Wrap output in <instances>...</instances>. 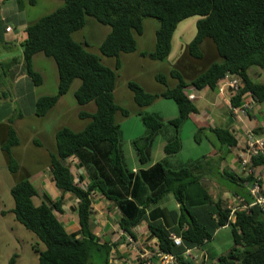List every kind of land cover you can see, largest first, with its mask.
I'll use <instances>...</instances> for the list:
<instances>
[{"label": "trees", "instance_id": "16d2710c", "mask_svg": "<svg viewBox=\"0 0 264 264\" xmlns=\"http://www.w3.org/2000/svg\"><path fill=\"white\" fill-rule=\"evenodd\" d=\"M60 1L63 2L62 6L26 27V37L21 43L23 70L34 85L42 83L41 74L33 66L37 54L53 59L57 67V91L37 100L35 115H45L70 90L75 80L80 82L74 91L77 104L92 103L95 112H79L81 119L89 120L83 130L74 132L63 127L54 136L49 164L51 179L61 193L59 199L51 201L48 198L47 202L35 204L37 192L28 176L10 188L12 213L16 221L35 236L32 248L37 254L38 264H94L96 253L103 254L101 264H110L112 246L100 241L93 231V192H99L116 204L121 214L119 228L133 239V229L147 220L146 209L171 194L182 212L183 221L178 232L170 233L155 222L147 223V229L150 236L156 239L160 250L173 255L178 264H205V253H201L202 258L197 262L184 253L195 249L191 255L197 258L196 251L210 241L217 230L224 227L231 229L232 245L216 256L217 264H264V212L257 206L236 210L231 215V210L218 198L216 201L209 199L208 205L199 213L189 210L187 200L193 198L188 194L189 188L202 180L201 175L194 173L202 168L200 163H191L178 170L156 163L136 173L126 168L120 124L116 121V115L126 118L129 112L118 106L113 97L121 55L136 52V37L143 33V20L150 18L159 25L155 31L154 49L140 53V56L153 61L171 62L173 68L168 75L175 79V84L169 86L167 76L158 74L156 81L163 86L158 93L146 92L132 81L127 86L139 107L150 106L162 98L172 100L178 114L166 123L156 114H138L147 132L144 138L133 142L141 164L149 160L150 142L166 124L174 128V135L166 141L164 152L173 155L181 149L178 129L190 116L200 113L195 100H189L187 91H200L204 88L215 91L220 80L228 75H236L243 80L244 86L231 98V106L239 107L242 96L246 94L258 103H264V82L254 83L248 77L251 67L264 69V0ZM91 18L94 21L90 24ZM185 22H189L188 28H194V33L182 45L178 42L177 31ZM96 24L107 28L98 50L101 56L115 60L112 68L103 65L99 56L88 51L86 42H76L71 38L73 33L85 26ZM181 48H184L183 53L175 57L179 52L174 50ZM209 48L215 52L212 60H209ZM192 64L198 65L200 71L185 76L184 73L190 71ZM4 76L6 78L7 71L0 74V86L4 84ZM4 92V101L9 97L13 99L10 89ZM6 105L3 103V108ZM1 107L2 104L0 120L3 118ZM203 130L199 128L196 131L195 142H200L199 136ZM209 130L210 141L214 140L222 148L236 146V139L227 129L211 127ZM7 133V137L0 141V150L7 155L9 171L16 174L20 170V163L13 156V148L19 145V138L12 126ZM254 133L261 135L259 128ZM69 158H78L84 163L89 176L88 185L82 186L74 180ZM251 166L255 169L263 167L264 158H252ZM229 179L242 191V183L251 185L255 177L253 174L243 180L230 174ZM139 186H144L148 193L144 203L138 198ZM67 193L77 201L75 213L79 229L75 234L68 233L58 217L62 213L63 195ZM241 193L246 195L245 202L249 204L251 198L248 191ZM204 194L208 198L206 192ZM197 203L200 205L202 201ZM201 212L206 217L202 218ZM171 234L181 238L182 246L173 244ZM142 252L138 253L136 264H160V257L152 255L141 258ZM15 258L12 257L9 264H13Z\"/></svg>", "mask_w": 264, "mask_h": 264}, {"label": "crops", "instance_id": "0c3cea01", "mask_svg": "<svg viewBox=\"0 0 264 264\" xmlns=\"http://www.w3.org/2000/svg\"><path fill=\"white\" fill-rule=\"evenodd\" d=\"M11 0H0V47L3 45V49L8 50L9 44L18 43L20 45L19 56L1 60L0 67H7V76H4V84L0 86V104H2V116L3 118L0 120V128L2 132V127L7 125H11L12 127L17 123L15 121H20L22 117V113L26 115H35V104L37 100L45 95L35 96L34 91L37 85H34L30 78L27 77L23 70L22 66V50L21 43L24 41L26 37L25 29L29 23L25 24L23 28H17V32H15V28L11 26L9 23L10 16H8V12L4 10V5ZM10 27V31H6V28ZM15 33L10 37V34ZM19 39V41H18ZM205 48V47H204ZM210 58L215 57V52L213 49H210ZM41 54H37L33 60V66L35 71L41 74L42 83L43 84L49 77L46 76L42 70L36 67V61L41 58ZM115 64V60L113 66ZM112 66V67H113ZM110 67V66H108ZM198 71H200V67L198 65L192 64L190 66V71L185 72L186 75H194ZM58 77V76H57ZM248 77L254 83L264 82V69H260L257 67H251L248 70ZM187 80V79H186ZM54 87L58 84V79L53 80ZM154 81L156 82V77L154 76ZM128 83V82H127ZM126 83V86H127ZM144 90L146 89L141 82H137ZM169 86H173L175 82L171 81L168 83ZM39 86V85H38ZM163 87V86H162ZM10 89L11 96L13 99L9 97L7 101H4L3 95L6 89ZM163 89V88H162ZM160 89L158 92H160ZM148 91V90H147ZM146 91V92H147ZM192 92V91H190ZM121 89L117 86L114 90L113 96L120 97ZM50 95V94H48ZM129 100H133V94L131 91L127 94ZM195 95L197 99L195 100V104L198 105L200 109V113L196 115H192L186 120L178 129V136L181 139V149L178 153L173 155H167L164 152V146L166 141L174 135L173 130H166V125L161 129L158 134H163L165 140L162 142L156 141L154 139L150 142L149 145V160L141 164L138 156L136 155V151L134 150L133 142L138 139H142L147 135L139 134V135H128L125 136V133L121 127V124L126 120V118L120 119V130L122 132V150L125 159L126 168L131 170L133 173H136L140 170H146L153 166L156 163H163L166 167L178 170L184 167L185 163L188 165L193 163L195 159H189L184 161V165L181 167V159L179 157L182 154V150L184 149V140L182 138L183 133L186 129H188V137H191L193 141L194 135L199 128H204L203 133L210 135L211 127H220L227 129L236 139L237 144L234 148H222L218 143L214 140L210 141V137H206V140L212 145L211 152L208 153L207 158H219L224 163V166L230 170V173L235 176H238V163L236 158L237 149L240 148L242 143L244 142L246 130L250 129L252 131L257 128L260 129V133L264 132V103H258L255 101L251 104L250 110L240 112L239 114H234V111L228 107L227 100L224 96H221L217 93V90L211 91L207 88H204L200 91L195 90ZM244 101H248L249 97L245 96ZM3 103L6 104V107L3 108ZM88 105V104H87ZM119 106V105H118ZM121 107V106H120ZM51 111V110H50ZM17 112L16 119L11 116V114ZM83 112V111H82ZM87 112V111H86ZM95 109L92 111H88L87 113H94ZM142 110H136L134 114L138 116L141 120V117L138 115ZM48 113V112H47ZM156 114V113H154ZM79 115V114H78ZM157 115V114H156ZM158 116V115H157ZM160 117L163 121H169L174 119L175 117ZM177 117V114H176ZM170 126V125H169ZM16 135L19 140L26 135L21 134V129L15 127ZM0 132V133H1ZM8 134V133H7ZM54 134L51 133L49 136V140L45 142H41V146H45L46 150L52 151L54 146ZM188 141V140H187ZM123 142L125 145H123ZM201 144V142H199ZM193 157V156H192ZM33 158V157H32ZM31 158V159H32ZM40 159V158H39ZM71 164V171L75 181H79L83 186L88 185L89 176L86 172L84 163L80 161L78 158H69L68 162ZM19 171H22L25 176H28L32 182V185L36 189L37 197L34 198L35 204H41L42 202H47L49 198L51 201H55L61 197L60 191L56 188L55 183L51 179V170L49 164V157L47 158V162L41 163L40 166L34 167L27 164H22V160L18 159ZM12 187V186H11ZM193 186L189 188L188 194L193 198L187 200L190 206H188L189 210L194 213H199L201 210L205 209V207L209 203V198H205V190L204 187L198 186V190L194 191L192 189ZM139 195L138 198L141 202H146L148 193L144 189V186L138 187ZM132 191V188L130 189ZM243 192L247 191V188L244 187L242 189ZM242 191L239 190H226L223 191L224 198H227L226 201L228 204H236V197L240 196L245 199L246 195H242ZM130 193V192H129ZM238 193V194H237ZM195 196H200L198 198H194ZM93 201L91 204V212L94 223V233L102 242H106L112 246V252L110 254L111 260L110 264H136L138 253L142 250H153L156 244V239L150 236L147 223L155 222L162 227H164L170 233H177L179 229L180 223L182 220V212L180 209V205L176 202L174 197L169 194L165 196L160 202L155 205H151L146 209V217L147 220L145 222H141L138 226H136L133 231L135 234V238L133 239L122 230H120L118 225V220L121 216L117 206L115 203L110 202L104 196H102L99 192L92 193ZM216 201L217 199H212ZM221 200L223 198L221 197ZM202 201V203L198 206H195L194 203ZM77 206V201L72 197L71 194L67 193L63 195V204H62V213L58 215L59 220L63 223L66 231L68 233H77L79 229L78 225V217L75 213V208ZM201 207V208H198ZM13 204L10 203V206L5 208L0 204V240L2 236L8 235L7 240H13L14 244L12 245V249L6 251L0 243V258L3 264H9L12 257L16 256L18 259L21 253L25 252V259L30 261V264H37V254H33L28 252L33 250L32 241L33 236L31 234L26 233V229L16 221L12 213ZM200 216L206 217L204 212L200 213ZM5 218V219H4ZM209 242V241H208ZM207 242V243H208ZM206 243V244H207ZM113 244H116V247H113ZM194 250V251H193ZM200 251V252H199ZM199 251H196L197 258H202L201 253L206 254V258H210V256L215 255L213 252L208 249L203 250V246L199 248ZM34 252V251H33ZM191 252H195V249H192ZM213 253V254H212ZM186 256V255H185ZM187 257V256H186ZM193 257V256H192ZM15 258V259H16ZM196 258V259H197ZM205 258V259H206ZM15 264H20V262H16ZM199 261V260H198ZM197 262V261H196ZM13 263V264H14ZM158 264V262H157Z\"/></svg>", "mask_w": 264, "mask_h": 264}, {"label": "rangeland", "instance_id": "374dc122", "mask_svg": "<svg viewBox=\"0 0 264 264\" xmlns=\"http://www.w3.org/2000/svg\"><path fill=\"white\" fill-rule=\"evenodd\" d=\"M32 1L34 3H32L30 0H11L4 5V10H6L9 14L8 16H10L9 23L13 28H15L16 33H18L17 28H23V26L29 22L34 23L42 16L53 12L63 4V2L60 0ZM91 21H94V19H90V24ZM189 22L182 23L177 31L178 42L182 45L187 39L191 38L194 33L193 27H187ZM31 24L32 23H29L27 26ZM158 26L159 25L156 20L150 18L144 19L143 33L142 35L136 37V52L131 54H123L119 60L121 62V67L117 71V83L118 88L121 89L123 93H121L119 98L117 96L113 97L114 102L117 105L129 112L128 117H126V120L123 123L120 121V119H123L124 117H122L120 114L116 115V121L118 123H122L119 124H121L125 136L131 134H145L146 129L143 123L141 122L140 118L134 114L136 110H142L143 113L149 114L156 113L158 116L163 115L164 117L176 118V114H178L176 104L172 100L160 98L153 102L150 106L141 108L137 105L134 99L129 100L127 95L130 90L128 86H126V83L130 81L136 83L141 82L146 88L145 91L148 90L147 92L149 93H158V91L163 88L162 85H160L157 81H154V76L156 77L158 74L166 75L167 83H170L171 81L175 82V79H172L168 75V72H170V70L173 68L170 64L171 62L168 60L153 61L148 58L144 59L140 56V53L153 51L155 31L157 30ZM106 29L107 28L101 24L87 25L83 29L73 33L71 38L76 42H86L88 44L87 50L94 55L99 56L103 65L110 66L112 68L114 59L101 56L98 50L99 42L105 36ZM14 34L15 33L10 34V37ZM182 45L179 46L182 47ZM9 47L10 48L8 50L3 49V45L0 47V62L6 57L9 58L10 56H19L20 45L18 43H10ZM181 49L182 50L178 51L177 49L174 50V52H179L175 57H178L183 53L184 48ZM36 67L42 70V72L49 78L43 84H40L39 86L37 85V87H35L34 95L39 97L40 95L55 94L57 91V86L54 87L53 80H57L58 77L57 67L53 59L41 56V58L36 61ZM5 71H7V67H0V74L4 73ZM79 83L80 82L78 80H75L71 85L70 90L64 96L60 97L55 106L50 109L51 111L49 110L45 115L36 116L22 113L20 121H15L17 123L13 126V128L15 129V127H17L21 129V134L26 133V135L19 140V145L13 148V156L16 160L20 159L22 160V164L25 165L29 163L34 167L40 166L41 163L46 164L45 162H47L50 152L49 150H46L45 146H41V142L48 141L51 133L56 134V132L63 127L69 128L74 132L81 131L85 128L89 120L81 119L78 114L81 111L88 112L94 110L95 105L92 103H89L88 105L77 104L74 98V91L78 88ZM11 116L16 119L17 112L11 114ZM163 122L166 123L167 121ZM1 127L2 132L0 128V141L2 138L7 137V132L11 126L6 124L5 126ZM168 129L173 130L174 128L166 124V130ZM206 137L211 136H208L205 133H202L199 136L201 142L200 144L199 142L193 141L191 137H188V129L185 130L182 136L184 140V149L182 150V154L179 157L182 163L181 167L184 165V161L191 158L195 159L193 163H200L202 168L197 172L195 171L194 173L201 175L202 180L193 185L192 189L197 191L198 186L200 185L201 187H204L206 195L209 199H221L222 197V201L226 206H228L229 204L226 201L227 198H224L223 191L234 189L239 190V186L229 179V175L231 174L230 170L224 166V163L221 161V159L215 157L204 159L212 150V145L206 140ZM154 139H157L156 141L158 142H162L165 140V137L163 134L156 133ZM123 145H125L124 142ZM187 165L188 164L185 163L184 167H187ZM24 177L25 175L22 171H18L16 174H12L9 171L7 155L0 150V204L2 207H9L11 202L13 204V199L10 195V188ZM198 197L200 196H195L194 198ZM194 204L195 206L199 205L197 202ZM230 207L233 208L234 204H230ZM26 233L31 234L29 231ZM31 235L35 237L33 234ZM7 238L8 235L6 234L2 236V239L0 240L2 247L6 249V251L11 250L12 245L14 244L13 240H7ZM231 245L232 234L230 227H224L217 230L213 238L203 246V250L208 249L215 254L213 256L211 255L210 258L206 260L205 264H217L216 256L227 251ZM25 249L28 252L35 254L33 250L29 251L27 247ZM194 253L195 252H193V254ZM102 260V253L94 254V264H101ZM198 260H200V258H197L193 261ZM15 261L20 262V264H30V261L25 259L24 251L21 253L18 259H15ZM36 262L38 264V260H36ZM0 264H3L1 258Z\"/></svg>", "mask_w": 264, "mask_h": 264}, {"label": "built area", "instance_id": "2783aa9c", "mask_svg": "<svg viewBox=\"0 0 264 264\" xmlns=\"http://www.w3.org/2000/svg\"><path fill=\"white\" fill-rule=\"evenodd\" d=\"M11 28L7 27L6 31H10ZM243 80L236 75H228L224 79L220 80L217 85V93L221 96H224L227 100L228 107L234 111V114H239L241 111L250 110L251 104L254 103V100L248 94L242 96L241 104L239 107L233 108L231 106V98L235 97L243 88ZM187 96L189 100L193 101L197 99L195 95V89L192 92L187 91ZM249 97L248 101H244V97ZM236 138V137H235ZM244 142L237 149L236 158L238 163V176L246 180L249 176L254 174L255 180L251 185L247 183H242L244 187L247 188L251 202L247 204L245 199L237 196L236 204L231 208L230 204L226 206L231 210V215L236 210H247L250 207L257 206L262 212H264V166L255 169L251 166V160L254 157H263L264 158V132L261 135H256L254 131L248 129L245 133ZM247 185V186H246ZM170 240L175 246H182V240L180 237L171 234ZM192 250H187L184 254L190 255L191 258L196 259L195 256L191 255ZM156 255L160 257V264H178L173 255L169 253H163L158 244H155L153 250H143L140 254L141 258H147L149 256ZM144 264H149L148 262Z\"/></svg>", "mask_w": 264, "mask_h": 264}]
</instances>
